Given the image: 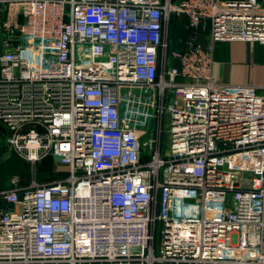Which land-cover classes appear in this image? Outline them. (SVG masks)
<instances>
[{"label":"built area","instance_id":"obj_1","mask_svg":"<svg viewBox=\"0 0 264 264\" xmlns=\"http://www.w3.org/2000/svg\"><path fill=\"white\" fill-rule=\"evenodd\" d=\"M220 41L264 44V0H0L3 140L66 169L0 186V264H264V85Z\"/></svg>","mask_w":264,"mask_h":264},{"label":"crops","instance_id":"obj_2","mask_svg":"<svg viewBox=\"0 0 264 264\" xmlns=\"http://www.w3.org/2000/svg\"><path fill=\"white\" fill-rule=\"evenodd\" d=\"M200 37L203 43H209V25L205 30L201 29ZM214 58L213 74L217 80L227 84L264 85V44L220 41L215 45ZM258 91L264 92V88Z\"/></svg>","mask_w":264,"mask_h":264},{"label":"rangeland","instance_id":"obj_3","mask_svg":"<svg viewBox=\"0 0 264 264\" xmlns=\"http://www.w3.org/2000/svg\"><path fill=\"white\" fill-rule=\"evenodd\" d=\"M186 31L185 27H178L174 35L175 46H182L179 40ZM153 125L154 122L148 120L141 119L139 121L140 129L143 132L141 135L142 142L150 140L152 136L155 137V130H151ZM144 130H147V132ZM163 135L165 136L163 143H165L167 135L166 133ZM3 138V133L0 129V183H8L13 176H17L21 181L27 182L36 174L37 179L41 181L42 178H48L53 175L57 177L66 172V169H62L63 166L58 164L52 156H47L43 160L38 161L37 164H32L10 150L8 146H6L7 149L5 150L3 145H6V140H3Z\"/></svg>","mask_w":264,"mask_h":264},{"label":"water","instance_id":"obj_4","mask_svg":"<svg viewBox=\"0 0 264 264\" xmlns=\"http://www.w3.org/2000/svg\"><path fill=\"white\" fill-rule=\"evenodd\" d=\"M175 24H176V19L174 18L173 23H172V32L175 30ZM0 129H1L2 133L4 134V136H6L7 131L1 123H0Z\"/></svg>","mask_w":264,"mask_h":264},{"label":"trees","instance_id":"obj_5","mask_svg":"<svg viewBox=\"0 0 264 264\" xmlns=\"http://www.w3.org/2000/svg\"><path fill=\"white\" fill-rule=\"evenodd\" d=\"M178 27H179V26H178ZM178 27L176 28V32H177ZM4 145H5V144H4ZM4 145H3V148L6 150L7 147H6V145H5V146H4ZM60 176H61V175H60ZM57 177H59V176H57ZM53 178H56V175H53V176L48 177V178H42L41 181L51 180V179H53ZM6 184H7V183H6ZM6 184H4V183H0V186H5Z\"/></svg>","mask_w":264,"mask_h":264}]
</instances>
